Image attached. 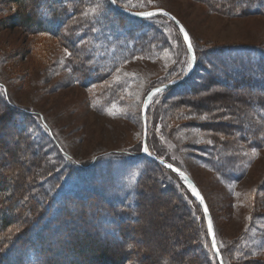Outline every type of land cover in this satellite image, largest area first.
<instances>
[{"label": "rangeland", "instance_id": "rangeland-1", "mask_svg": "<svg viewBox=\"0 0 264 264\" xmlns=\"http://www.w3.org/2000/svg\"><path fill=\"white\" fill-rule=\"evenodd\" d=\"M6 1L0 0V96L9 104L11 110L17 111L18 117H13L11 124L0 125V140H3V146L0 148H17L18 140L14 134L16 129L23 125L44 150L50 161L49 164L53 166L54 191H56L54 194L48 193L60 201L67 196L64 200L67 209L80 211V207L86 208L83 204L89 201L104 203V199L109 200L108 198H112L113 195L123 198L125 193L121 175L133 173L132 178H134L139 173L137 156L141 151L143 135L141 118L143 99L153 86L172 81L186 72L188 57L182 34L174 26L175 24L165 17L155 16L145 19L143 22L149 25L144 26L140 22L117 14L107 0H92L87 6H83V12L78 18H89L84 23L85 26L91 20L89 25L94 39L91 38L88 43L79 39L78 45H75L76 55L80 59H83L84 55L91 59L77 66L74 60L72 63L67 60L71 44L66 42L63 44L55 37L24 32L16 25L18 18L12 19L13 12L9 10ZM121 2L123 7H129L130 9L127 8L129 10L139 8L143 9L141 11H154L162 8L176 17L189 33L190 39L195 41L193 50L197 55L198 52L201 53L198 63L202 68L209 69L204 55L202 56L203 50L219 45L236 48L234 50L238 51L255 50L264 66V14L229 17L211 12L196 0H151V2L121 0ZM98 3L102 5L98 15L91 13L85 15ZM76 21L81 20L76 19ZM156 27H161L165 46L150 45L148 50L143 51L134 47L133 39L124 38L123 35L124 31L132 34L135 32L134 40L141 42L139 36L144 35L146 38L153 36L148 32ZM218 56L225 58L227 54ZM251 62L261 66L255 58H252ZM214 68L216 69L215 66ZM84 69H87L85 72L92 77H85L83 80L73 77L77 70L79 74L87 75ZM209 73L217 75V69ZM117 77L119 80L116 79ZM93 79L102 80L94 87ZM230 92L234 91L231 89ZM155 95L148 103L145 116L146 138L151 153L169 159L193 177L206 196L216 231L226 243L229 244L235 238L254 233L256 225L254 227L250 224L253 219L247 209V200L253 199L256 190L264 183V143L261 148L249 151L240 149L236 145L240 150L235 159L231 154L226 153L229 155L226 156L222 168L223 170L225 168V171L221 173L229 174V178L224 180L209 164L203 162L204 158H208V154L214 150V140L206 132L208 130L201 131L196 126L206 119L189 114L182 108L176 110L178 112H175L174 116L170 115L171 105L165 96L166 92L162 91ZM110 112L114 114L109 115ZM24 115L30 116L29 122L27 123V118H24L25 123L20 125L19 122ZM190 122L195 126H184L185 123ZM236 146L234 145L229 151L236 153ZM253 150L257 152L256 156H252ZM15 151L23 160L22 149ZM109 152L118 154L120 158L106 157ZM1 154L5 155V152ZM228 156L232 162H235L234 164L228 162ZM140 167L146 169L150 167L156 171V168L154 169L153 165L147 162L142 163ZM159 175L157 176L167 185L174 186L185 208L195 216V221L200 224L202 230V234L198 237L200 247L197 245L194 250L183 249V255L190 259L192 255L198 256L199 252L203 260L202 257L208 253L206 247L208 241L206 243L203 232L204 227L208 228L205 217L201 226L199 211L192 198L194 196L183 180L179 178V181L186 186V190L179 186L178 180L175 181L169 176L164 179V175ZM99 183H103V186ZM124 185L125 181L123 187ZM70 191L72 196L76 193L75 196L80 198L87 196V199L71 197ZM143 202L140 220L133 225L134 231L138 234L132 239L142 242L140 246L142 253L139 251V256L144 257L143 262L155 260L160 263L161 256L170 255L174 248L175 243L171 239L177 238L178 243L181 242L183 238L179 234L188 232L190 226L185 224L180 227L181 220L178 215L181 211L175 207L176 202L172 201L167 193L145 190ZM87 214L89 216V213ZM88 222L94 223L91 220ZM69 227L65 231L70 233L78 232L80 231L78 229L82 228L83 230L77 233V242L86 244L87 228L80 225L77 220L74 223L69 222ZM173 228L179 233L173 235ZM127 229L129 230L130 227ZM61 232L64 233V228H61ZM92 237L93 241L91 238L88 239L91 246L95 242L100 246L108 245L109 251L114 252L115 247L108 242L105 243L101 236ZM60 238L61 236L58 235L57 239ZM53 239H49V244L54 246L56 251L66 247L52 244ZM242 244L244 247L247 245L253 248L260 247L259 250H255L256 255L264 258V238ZM85 246L89 247V244ZM65 252H67L65 256L57 257L60 264H72L73 260L78 262L76 264L85 262L98 264L95 261L91 263L84 260L82 256L75 258L76 255H72L67 250ZM95 255L93 253V256ZM234 256L236 254L229 258L232 259ZM7 263L12 264V259L9 258Z\"/></svg>", "mask_w": 264, "mask_h": 264}, {"label": "trees", "instance_id": "trees-1", "mask_svg": "<svg viewBox=\"0 0 264 264\" xmlns=\"http://www.w3.org/2000/svg\"><path fill=\"white\" fill-rule=\"evenodd\" d=\"M91 1L7 0L6 2L9 4V10L13 12L12 19L18 18L16 25L20 26L24 32L31 33V35L55 37L63 44L64 42L71 44L68 49L69 57L67 60L71 63L74 60L77 66H81L87 63L91 57L84 55V58L80 59L76 55L75 45H78L79 39L81 42L87 41L88 43L91 38L94 39V35L90 31L91 26L89 24L91 20L85 26L84 23L89 18L87 20L78 17L83 12V6H87ZM196 1L201 2L211 12L229 17L244 14H264V0ZM107 2L113 8L109 0ZM113 10L121 16L128 17L117 12L114 8ZM131 10L141 11L143 9L131 8ZM45 12L46 14H43ZM155 16L165 17L163 15ZM128 18L140 22L144 26L149 25L143 22L148 17L142 19ZM76 19H80L81 21H76ZM168 21L171 22L169 19ZM67 31L68 34L66 35ZM148 34H153V36L146 38L144 35H140L139 39H141V42H136L134 40L136 38L135 32L132 34L124 31L123 33L124 38L133 39L132 43L135 48L142 49L143 51L148 50L150 45H166L163 33H161V27L154 28ZM191 42L195 46L193 43L195 41L191 40ZM234 49L219 45L207 48L206 51L203 50L202 56L204 55V60L208 63L209 69L200 67L198 57H200L199 54L201 55V53L198 52V55L194 53L197 60L191 74L181 84L163 91L166 92L165 96L170 101L171 111L168 110L170 115L174 116L178 112L176 110L182 108L189 114L203 115L208 118L206 121L199 122L196 125L201 131H206L207 129L208 131L206 132L214 140V150L211 154H208V158H204L203 162L209 164L214 172L224 180L229 178V174L221 173V171H225V168L224 170L222 168L227 155L231 154V157L235 159L239 155L241 148L249 151L261 148L264 143L263 61L257 57L255 50L250 49L251 51H247L241 49L238 51ZM224 53L227 54L225 58L218 56ZM252 58H255L261 66L254 65L251 62ZM214 66L217 69V75L209 73L216 70ZM86 70L84 69L83 71L85 72ZM77 72L73 77L79 80H83L89 76L92 77L87 72H85L87 75L79 74V72L77 74ZM95 74L98 78L97 72ZM227 74L231 76L229 77ZM101 80L93 79L92 83H94V87L99 85L98 82ZM231 89L234 91L233 93L230 92ZM155 96L157 97V95ZM9 107V104L0 96V125L11 124L10 122L13 120V117L18 115L17 111L14 112ZM28 117L30 118L29 115H24L20 122L18 121L19 124L22 125L26 118L28 123ZM184 126L191 127L195 125L190 122L185 123ZM28 132L23 125L19 126L14 134L16 140H18L17 148H0V264H9L7 263L9 258L12 259V264H60L57 257L58 255L65 256L67 254L66 250L71 252L72 255H76L75 258L82 256L84 260L91 263L95 261L98 264H219L211 248L208 228L206 229L205 227L203 228V232L206 236V243L208 241L207 255L203 256L202 254L203 260H201V253L199 252L200 256L192 255L190 259L183 255V249L194 250L197 248V245L200 247L198 237L202 234V230L199 227L200 224L195 221V216L189 212V209L185 208L184 202L181 201L182 199L174 186L172 184L167 185L164 180L157 176L159 174V176L164 175V179L169 176L175 179V181H179V177L173 171L139 151V156H137L139 158L137 160L139 173L134 178H132L133 173L121 175L122 188L125 193L123 198L120 199L116 195H113L112 198H108L109 200L104 199V203H92L89 201L83 204L86 205V208L80 207V211H72L67 209L64 204L67 196L60 201V199H56L50 195L56 191H54L53 166L49 164L50 161L46 157L44 150L34 141ZM225 138L228 140H225ZM146 141L149 148L148 139ZM234 145H238L240 149L236 146V153L234 151V153H231L230 149ZM0 146H3V140H0ZM21 149L23 153L22 157L24 156L23 160L17 156L15 151ZM1 152H5V155H2ZM151 155L160 157L159 154L151 153ZM109 156L113 157V159L120 158L118 154L113 152L106 154V157ZM160 158L184 171L199 189L208 208L214 227L215 239L218 247H220V255L223 258L224 264H264V258L252 255L260 247L253 248L250 245L244 247L242 244V242H246L247 244L252 243V241L258 238H264V183L256 190L253 199L248 198L247 200V209L251 212V219H253L250 224L254 227L256 225V233L235 238L228 244L216 231L214 217L210 213V206L201 187L198 186L187 171L169 159ZM144 161L153 165L156 171L150 167L147 169L140 167L142 163H146ZM228 162L231 164L235 163L230 160L229 156ZM128 165L130 164L128 163ZM99 181L101 180L99 179ZM124 181L125 185L123 187ZM180 183H178L179 186L186 190V186L182 182ZM99 184L103 186V183ZM145 190L150 192L158 190L167 193L168 197L176 202L175 207L181 211L178 215L181 220L180 227H183L185 224L190 226L188 232L179 234L183 238L181 242L178 243L177 238L171 239L175 243L174 248H172L170 255L164 254L161 256L160 263L155 260L143 262L144 257L141 258L139 256V251L142 253L140 248L142 242L132 239V237L138 234L137 231H134L133 225L140 220V214L144 206ZM71 192H69L71 197L87 199V196L81 198L75 196L76 193H73L74 196H72ZM192 198L199 211L202 226L204 214L201 206L194 197ZM91 210L94 212H91ZM87 213H89V216ZM75 220L87 228L85 233L87 242L85 243L89 244V247H86V244H82V242H77V233L83 230L82 228L78 229L80 230L78 232L70 233V231H65L69 227V222L74 223ZM89 220L94 223L89 224ZM257 223L260 224L257 225ZM128 227H130L129 230L127 229ZM61 228H64V233L61 232ZM69 229L72 228L69 227ZM57 233L61 236L60 239H57ZM178 233V230L173 228V235ZM92 236H101L105 243L108 242L109 245L115 247L114 252L109 251L108 245H102V247L98 243L99 246L96 242L95 244L92 242L91 246L88 239ZM70 238L72 240H69ZM49 239H53L52 244L54 245L66 247L60 251H56L54 246L49 244ZM128 244H132L134 247L129 249L127 247ZM235 245L237 246L234 247ZM93 253L96 255L93 256ZM233 254H236V256L230 259L229 257ZM110 256H113V258ZM71 263L76 264L78 262L73 260ZM84 264L88 263L85 262Z\"/></svg>", "mask_w": 264, "mask_h": 264}, {"label": "snow or ice", "instance_id": "snow-or-ice-1", "mask_svg": "<svg viewBox=\"0 0 264 264\" xmlns=\"http://www.w3.org/2000/svg\"><path fill=\"white\" fill-rule=\"evenodd\" d=\"M109 2L113 5H116L117 7H123L124 5L122 4L121 0H109ZM149 2H151V0H149ZM101 4L98 3L95 7H92L88 10L87 13H85V15H88V13H91L93 15H98L101 11ZM43 12V10H42ZM157 13H161L163 14L164 16H168L170 17L171 20L173 21H176V24L179 25V33L182 34L183 36V42L184 44L186 45V54H187V61H186V68H185V71H188L190 70L192 67H193V62L195 61L196 57L195 55L193 54V44L191 42V39H190V36H189V33L186 31V29L183 27V25H180L179 24V21L176 20V17L174 16H171L170 13L166 12L164 9L162 8H157L155 9L154 11H142V12H138L136 13V15H139V16H143V17H148V18H153L155 17V15ZM43 14H46L43 13ZM95 31V29H93ZM67 52V50H66ZM117 80H119V77L116 78ZM169 84L173 83V81H168ZM163 91V87H157L154 89L153 92H150L148 93V97L145 101V103H148L150 102V100L152 99V97L156 94V93H160ZM114 113H109V115H112ZM201 119H207L206 116H201L200 117ZM227 119V118H226ZM211 142V141H209ZM143 151L145 153H148L149 155H151V152L148 148L147 145L144 146L143 148ZM257 155V152L255 150H253L252 152V156H256ZM166 167H168L169 169H171L172 171L178 173V175L183 179L184 183L187 185L188 189L190 190L191 194L196 198L197 201H199V203L201 205H204V214H205V217H207V214H208V208L207 206L205 205V202H204V198L203 196L200 194L199 190L197 189V187L195 186V184H193L187 177V175L181 170L179 169L178 167H175L172 163H168L166 165ZM238 195V194H237ZM208 233L209 235L212 236V243H211V248L213 250V254L219 258L220 257V247H218V244H217V241L215 239V235H214V232H213V225H212V221L209 219L208 220ZM129 249L133 248L134 245L132 244H128L127 246ZM207 247V246H206ZM243 255V254H242ZM253 256L256 255L255 252L252 253Z\"/></svg>", "mask_w": 264, "mask_h": 264}, {"label": "water", "instance_id": "water-1", "mask_svg": "<svg viewBox=\"0 0 264 264\" xmlns=\"http://www.w3.org/2000/svg\"><path fill=\"white\" fill-rule=\"evenodd\" d=\"M112 6L117 10V11H119V12H121V13H123V14H126V15H128V16H131V17H134V18H143V16H139V15H136V13H138V12H134V11H130V10H127V9H124V8H121V7H117L116 5H113L112 4ZM157 14H161V13H157ZM161 15H163V14H161ZM171 16H173L172 14H171ZM168 19H170V17H168V16H166ZM171 20V19H170ZM177 20V19H176ZM177 27H178V29H179V25H177L176 24V21H173V20H171ZM178 21V20H177ZM179 24L180 25H182L180 22H179ZM193 54H194V50H193ZM195 55V54H194ZM194 67H195V61L193 62V67L190 69V70H188V71H186L185 72V74L182 76V77H180L179 79H177V80H174L173 81V83H171V84H169L168 82L167 83H164V84H161V85H158V86H156V87H154V88H152L148 93H150V92H153L154 91V89L155 88H157V87H163V90H167V89H169V88H171V87H173V86H175V85H178V84H180V83H182L190 74H191V72L193 71V69H194ZM148 93L146 94V96H145V98H144V100H143V104H142V121H143V135H142V151H143V148H144V146L145 145H147V142H146V123H145V112H146V107H147V104L148 103H145V101H146V99H147V97H148ZM143 153H145L144 151H143ZM145 154H147L148 156H150L153 160H155L156 162H158V163H160L161 165H163V166H165L166 167V165L169 163V162H167V161H165V160H163L162 158H160V157H157V156H154V155H149L148 153H145ZM168 168V167H167ZM169 169V168H168ZM171 170V169H170ZM172 171V170H171ZM174 172V171H173ZM181 180H183L179 175H178V173H176V172H174ZM185 173V172H184ZM186 174V173H185ZM187 175V174H186ZM187 177H188V179L193 183V184H195L194 182H193V180L187 175ZM196 186V185H195ZM197 187V186H196ZM198 189V188H197ZM199 190V189H198ZM200 192V191H199ZM201 194V193H200ZM196 199V198H195ZM198 202V204L201 206V208H202V211H203V213H204V205H201L200 203H199V201H197ZM205 215V214H204ZM211 220V217H210V214H209V212H208V214H207V217H206V220H207V223H208V220ZM212 221V220H211ZM213 225V224H212ZM213 232H214V228H213ZM209 238H210V242L212 243V236L211 235H209ZM216 259H217V261H218V263L219 264H224V261H223V259H222V257H221V255H220V257L219 258H217L216 257Z\"/></svg>", "mask_w": 264, "mask_h": 264}]
</instances>
